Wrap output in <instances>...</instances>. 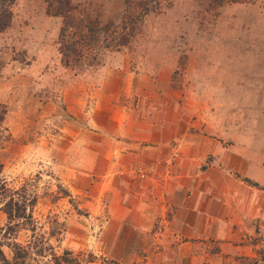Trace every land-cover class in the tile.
Masks as SVG:
<instances>
[{
  "label": "rangeland",
  "instance_id": "1",
  "mask_svg": "<svg viewBox=\"0 0 264 264\" xmlns=\"http://www.w3.org/2000/svg\"><path fill=\"white\" fill-rule=\"evenodd\" d=\"M5 2L0 259L1 251L13 258L19 245L31 264H154L148 253L175 241L165 222L171 211L151 218L155 228L129 229L117 212L126 181H164L172 170L162 164L195 152L213 161L207 136L237 147L242 161L264 163V0ZM156 121L169 146L159 164L139 141ZM242 161L246 171L256 167ZM9 195L28 203V217H7ZM138 196L146 198L140 190ZM238 227L239 239L220 240L229 250L225 260L264 264V217ZM143 237L153 239L150 249L126 260L123 251ZM220 241L195 245L210 258L204 264L223 261Z\"/></svg>",
  "mask_w": 264,
  "mask_h": 264
},
{
  "label": "crops",
  "instance_id": "2",
  "mask_svg": "<svg viewBox=\"0 0 264 264\" xmlns=\"http://www.w3.org/2000/svg\"><path fill=\"white\" fill-rule=\"evenodd\" d=\"M150 127L152 130H143L139 141L149 144L144 147L151 149V153L157 156L155 162L159 164L164 159L161 157L162 154L168 152L167 147L169 146L163 139L164 126L160 128L156 121L151 123ZM205 139L211 144L207 153L211 152L216 156L213 161L204 160L206 152L197 154L195 152L186 157L178 156L173 163L162 164V167L167 169L170 167L172 173H175L174 175L171 173L161 182H158V178L143 179L139 181V187L133 186L135 181H126L127 189H124L122 194L118 193L117 212L121 214L123 220L126 219L123 222L129 226V229L138 233L151 229V227L155 228L152 217L163 218L166 212L171 211L165 222L169 228L168 235L171 234L175 241L160 249L156 245L155 249L158 246L157 252L148 253L147 258L150 257L154 264H204L205 259L209 260L210 258L205 252L203 254L199 248L195 249L197 243L203 242L204 238L220 241L227 239L230 235L234 239H239L241 233L240 227H238L239 222L244 218H252V216L264 217V193L262 192L264 188L254 187L252 183H246L242 177H233L228 172L234 169L245 176L253 177L256 182L258 181V185L264 186V163L254 162L256 158H253L252 164L248 160L242 161V157L240 158L236 153L237 147L232 148L230 144L227 147L223 146L216 138L212 140L210 136ZM132 141L134 140L131 139ZM132 151L137 157L140 156L137 148L132 147ZM227 153H230V156L227 157L229 160L222 158ZM241 161L245 163H242L245 167L256 166L252 170L254 173L240 168ZM155 162L152 163V176L159 173ZM202 165L205 167L203 168ZM193 172L195 175H192ZM228 178L230 181L226 183ZM139 190L142 197H146L145 199L138 196ZM154 196L157 198V202L159 200V206H162L161 210L158 204L152 201ZM148 198L149 201L144 202ZM134 200L142 201L141 205ZM152 241L148 237L136 238L131 242L130 247L127 246L129 250L123 251L125 255H128L125 256L126 260L138 256V252L141 250L148 249L152 245ZM232 244L236 249L240 245L238 242ZM217 246L218 254H215L220 256V261L223 260L218 264H231L232 262L225 260L229 250L222 246V241ZM228 256L233 258L235 254L229 253ZM236 256L239 258L238 255Z\"/></svg>",
  "mask_w": 264,
  "mask_h": 264
},
{
  "label": "trees",
  "instance_id": "3",
  "mask_svg": "<svg viewBox=\"0 0 264 264\" xmlns=\"http://www.w3.org/2000/svg\"><path fill=\"white\" fill-rule=\"evenodd\" d=\"M6 0H0V5L3 6L6 2ZM29 201V200H28ZM34 201V200H32ZM28 203L25 202V200L19 201L18 199L14 198L12 195H9L8 199L4 202L3 209L5 210V213L8 218H21V217H28L29 214L24 213V208L26 207ZM26 246H16L14 256L13 258H9L1 251L2 258L0 259V264H31L27 262L26 257L28 255V252L26 250ZM257 264V263H255Z\"/></svg>",
  "mask_w": 264,
  "mask_h": 264
}]
</instances>
